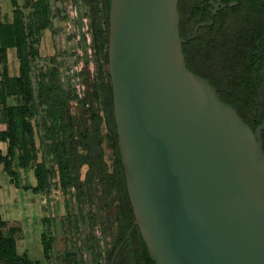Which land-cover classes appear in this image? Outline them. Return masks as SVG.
Listing matches in <instances>:
<instances>
[{"label": "water", "instance_id": "1", "mask_svg": "<svg viewBox=\"0 0 264 264\" xmlns=\"http://www.w3.org/2000/svg\"><path fill=\"white\" fill-rule=\"evenodd\" d=\"M178 4L110 0L108 66L135 225L156 264H264L263 143L187 67Z\"/></svg>", "mask_w": 264, "mask_h": 264}, {"label": "rangeland", "instance_id": "2", "mask_svg": "<svg viewBox=\"0 0 264 264\" xmlns=\"http://www.w3.org/2000/svg\"><path fill=\"white\" fill-rule=\"evenodd\" d=\"M17 2L28 37L29 48L24 65L29 86L27 93L18 87L17 78L23 64L16 49H9L11 69L6 89L11 105L28 110L24 119L33 129L37 158L31 159L30 135L23 126L21 141L25 143L16 150L17 176L14 180L21 189H34L29 177L33 173L36 177L35 172L39 168L45 188L40 191L34 189V192L38 191L48 202L57 201L54 208L48 210L55 217L49 218L45 229V258L40 259L42 253L35 244L31 256L38 259L35 264H115L117 247L128 234L117 183L114 182L107 193L99 176L88 183L90 168L87 164L82 166L81 178L77 179L67 153L70 134L78 139L80 132L90 125L89 94L94 97L95 90L98 92L99 99L92 100L93 107L103 116L105 97L111 95L106 4L103 0ZM92 24L97 25L98 34ZM101 133L104 160L109 173H113L117 154L106 123L102 124ZM27 151L30 162L26 168H19V158ZM79 151L85 153L81 148ZM3 177V182L9 178L6 174ZM34 192L32 197L38 201L39 196ZM22 204L18 206L24 211ZM125 204L129 228L132 229L135 216L127 192ZM111 226L116 229H111ZM113 232L119 235L116 246L111 247L114 244ZM132 247L136 253L134 264H142L135 233ZM121 256L116 264H132L126 245Z\"/></svg>", "mask_w": 264, "mask_h": 264}, {"label": "flooded vegetation", "instance_id": "3", "mask_svg": "<svg viewBox=\"0 0 264 264\" xmlns=\"http://www.w3.org/2000/svg\"><path fill=\"white\" fill-rule=\"evenodd\" d=\"M178 8L187 67L217 88L264 147V0H179ZM95 94H89L90 116L99 114ZM134 233L141 258L144 241L135 223L122 246L130 249Z\"/></svg>", "mask_w": 264, "mask_h": 264}, {"label": "trees", "instance_id": "4", "mask_svg": "<svg viewBox=\"0 0 264 264\" xmlns=\"http://www.w3.org/2000/svg\"><path fill=\"white\" fill-rule=\"evenodd\" d=\"M106 4L107 11L109 14V6L110 0H103ZM12 5L14 8L15 20L12 24H5L1 19V11H0V64L3 66L2 72V80L0 81V107L1 114L3 118V122L6 125V129L1 133V141L7 142L8 149L7 152L4 153L0 149V166L2 165L4 170L13 177L17 176V171H15V155L16 150L21 144L25 143V141H21L24 136L23 126L25 130L29 133V141L32 146V156L31 159H36L37 154L35 151V142L33 139V129L32 127L25 122L24 117L26 116L28 110L27 108H19L18 106H13L8 104V93L6 89V81L9 78V49H16L17 57L22 62L21 75L17 78V85L21 90L25 93L28 92L26 82L28 83V71L24 65L26 61V51L29 48L27 39L28 37L25 35L24 24L20 18V13L18 11V2L17 0H12ZM1 10V9H0ZM108 28L109 21L107 18ZM92 27L96 28L97 33V25H93ZM98 34V33H97ZM109 34V31H108ZM95 35V34H94ZM98 36V35H97ZM96 43V41H95ZM96 47L98 45L96 43ZM109 74V72H108ZM29 86V85H28ZM105 90L107 86H105ZM111 95L110 97L106 96L104 102L105 115H99L92 113L90 116V125L85 127L80 132V137L78 139L75 138L73 133L70 134V141L68 145L69 154V165L72 169L73 174L77 179L81 178V168L83 165L87 164L90 168L87 175V182L91 183L95 176H99L101 179L104 192L107 193L113 188L114 182L117 183L119 189V195L122 203V211L123 217L125 219L126 230L130 231L128 224V210L125 205V195L127 191L125 175L121 163V157L118 149L117 142V132H116V124L113 116V92L112 87H110ZM68 101H66L67 104ZM110 102V103H109ZM68 123H71L69 121ZM103 123L107 124L108 130L114 139V147L116 150L117 158L115 161V171L113 173H109V166L104 160V154L102 149L103 137L101 133V126ZM71 128L73 125H70ZM79 148L85 150V153H81ZM20 162L19 168H26L28 163L30 162L29 152L27 151L19 158ZM119 169L122 171V175H119ZM36 177H37V186L34 188L36 190H42L45 188L44 180L42 178L41 172L39 168L36 169ZM35 190V191H36ZM7 226V223L2 220L0 215V264H35L26 253L19 254L17 250V242H16V233L17 229H11L9 235H5L4 229ZM127 234V235H128ZM126 235V236H127ZM123 241H121L117 247L116 256L114 257L115 264L121 260V255L123 252ZM47 247V246H46ZM45 247V249H46ZM132 247V246H131ZM133 248V247H132ZM130 249H128L130 259L134 257V255L130 254ZM118 255V256H117ZM142 264H156L149 256L146 244L144 243V254L141 256Z\"/></svg>", "mask_w": 264, "mask_h": 264}, {"label": "crops", "instance_id": "5", "mask_svg": "<svg viewBox=\"0 0 264 264\" xmlns=\"http://www.w3.org/2000/svg\"><path fill=\"white\" fill-rule=\"evenodd\" d=\"M0 9L2 22L5 24H12L15 20L12 0H0ZM8 67L10 72V60ZM2 72L3 66L0 64V81L2 80ZM8 104H12L9 98ZM5 129L6 125L3 122L0 107V149L4 153H6L8 149L7 142L1 141V133ZM4 174L9 177L8 180L4 179L5 183L3 182ZM32 176L34 177L33 179ZM32 176L29 177L30 185L32 187H36L37 178L35 177L34 173ZM32 189H21L17 185V181H13V177L4 170L2 165L0 166V215L2 220L7 223L4 233L5 235H9L11 229H17L18 231L15 238L19 254L23 255L26 253L33 261L36 262L38 259H35L31 256L33 252V246L35 244L37 249L39 246L42 253L40 259L45 258V229L49 218L55 217V215L50 214V211L48 210L53 209L57 201L52 200L48 202L47 200L43 199V196L38 191L34 192V189ZM32 192L39 196L38 201L32 197ZM19 203H23L22 206L24 211L19 208ZM113 227L111 226L110 228L112 229ZM114 234L115 232H113V235H111L113 237L114 243L111 247L116 246V243L118 242V239L116 238L118 234H115L116 236Z\"/></svg>", "mask_w": 264, "mask_h": 264}, {"label": "built area", "instance_id": "6", "mask_svg": "<svg viewBox=\"0 0 264 264\" xmlns=\"http://www.w3.org/2000/svg\"><path fill=\"white\" fill-rule=\"evenodd\" d=\"M93 30H94V28H93ZM85 89V88H84Z\"/></svg>", "mask_w": 264, "mask_h": 264}]
</instances>
